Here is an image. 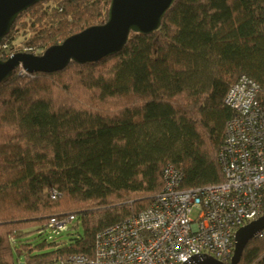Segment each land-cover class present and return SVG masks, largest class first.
I'll use <instances>...</instances> for the list:
<instances>
[{
  "label": "trees",
  "instance_id": "1",
  "mask_svg": "<svg viewBox=\"0 0 264 264\" xmlns=\"http://www.w3.org/2000/svg\"><path fill=\"white\" fill-rule=\"evenodd\" d=\"M109 3L42 0L1 42L27 15L23 43L43 52L104 23ZM241 75L264 93V0H175L157 30L131 32L114 54L14 71L0 83V264L91 259L96 233L145 209L167 164L182 188L221 183L224 96ZM71 214L68 238H49V218ZM237 264H264L263 242L250 239Z\"/></svg>",
  "mask_w": 264,
  "mask_h": 264
},
{
  "label": "built area",
  "instance_id": "2",
  "mask_svg": "<svg viewBox=\"0 0 264 264\" xmlns=\"http://www.w3.org/2000/svg\"><path fill=\"white\" fill-rule=\"evenodd\" d=\"M42 54L37 46L0 42V58ZM15 71L27 74L20 64ZM224 103L232 116L224 128L218 162L223 181L181 187V173L162 169V187L150 204L95 235L94 255L57 256L44 264H194L214 258L229 262L236 230L264 215V93L250 77L230 85ZM53 199L58 197L51 191ZM75 215L49 218V238L66 231ZM264 244V228L255 235Z\"/></svg>",
  "mask_w": 264,
  "mask_h": 264
},
{
  "label": "water",
  "instance_id": "3",
  "mask_svg": "<svg viewBox=\"0 0 264 264\" xmlns=\"http://www.w3.org/2000/svg\"><path fill=\"white\" fill-rule=\"evenodd\" d=\"M42 0H0V42L17 16ZM175 0H110L104 23L92 25L46 48L40 55L17 53L0 58V83L12 76L21 64L27 72H55L70 62H94L119 51L131 32L148 34L160 27L161 20ZM264 228V215L239 227L234 234V250L229 262L214 258L194 264H237L248 241Z\"/></svg>",
  "mask_w": 264,
  "mask_h": 264
},
{
  "label": "rangeland",
  "instance_id": "4",
  "mask_svg": "<svg viewBox=\"0 0 264 264\" xmlns=\"http://www.w3.org/2000/svg\"><path fill=\"white\" fill-rule=\"evenodd\" d=\"M53 4L54 3L52 1H48V2H45L42 7L49 8L47 6H51ZM28 19H29V17L27 15L22 17L18 21L17 25L15 26V34H16L15 36H16L17 42H22L23 40H27L33 34L32 30L29 28V23H27V24L23 23V22H27ZM66 232L67 231H65V230L60 232L59 233L61 235L60 237L63 239H67L68 235H66Z\"/></svg>",
  "mask_w": 264,
  "mask_h": 264
}]
</instances>
